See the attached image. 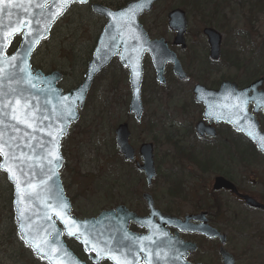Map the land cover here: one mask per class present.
Here are the masks:
<instances>
[{
    "label": "rangeland",
    "instance_id": "rangeland-1",
    "mask_svg": "<svg viewBox=\"0 0 264 264\" xmlns=\"http://www.w3.org/2000/svg\"><path fill=\"white\" fill-rule=\"evenodd\" d=\"M90 1L116 9L129 0ZM174 7L183 9L188 21L187 49L184 52L171 47L185 65L187 78L179 81L166 66L167 86L162 89L154 81L153 68L145 54L141 84L143 113L139 122L127 112L130 90L126 68L112 60L94 78L78 111V120L69 126L60 142L63 164L59 176L71 203V213L80 219L95 217L101 210L122 204L144 214L142 192L152 196L157 208L179 214L207 200L206 206H210V200H214L221 208L214 210L213 226L226 235L224 247L238 264H263L264 211L249 210L227 193L211 194L210 183L216 175L211 172H225L264 200V157L229 132L221 133L210 145L200 143L190 129L199 117V106L193 103L190 91L195 83L215 86L220 78H234L237 83L244 80L243 68L248 67L249 60H253L252 67L260 68L264 54L253 51L264 40V5H257L256 0H158L149 13L139 17L150 39L163 37L168 43L171 41L173 33L166 25V14ZM105 21L93 14L88 5H72L34 52L32 66L44 73L61 71L59 86L64 91L74 88L82 79ZM205 26L221 33L222 52L226 54L225 60L210 67L203 61L206 40L201 30ZM17 42L18 39L13 46ZM235 52L239 54L237 62ZM227 54L233 55L230 62ZM258 69L255 75H259ZM123 122L128 124L129 141L135 150L142 142L153 145L156 177L150 187L133 163L122 162L117 154L114 128ZM225 137L233 141L229 147L219 142ZM180 148L193 154L196 163L183 157ZM205 156L206 167L216 166L219 161L221 167L202 171L199 166ZM135 158L140 160L137 152ZM256 178L259 182L254 183ZM11 199V185L0 171V264H46L35 258L17 237Z\"/></svg>",
    "mask_w": 264,
    "mask_h": 264
},
{
    "label": "water",
    "instance_id": "water-1",
    "mask_svg": "<svg viewBox=\"0 0 264 264\" xmlns=\"http://www.w3.org/2000/svg\"><path fill=\"white\" fill-rule=\"evenodd\" d=\"M156 1L130 0L124 6L116 9H111L96 2L90 3L91 12L104 17L106 22L98 34L81 81L74 88L67 91H63L58 86L62 79V73L59 70L44 73L31 66L30 58L40 42L49 36L52 26L64 15L71 4L85 5L89 3V0H85L83 3L79 2V0H73L71 4L65 7L62 15L55 20H51L50 23L48 22L51 19L50 14L55 11L53 7L54 0H31V5H29V0H14V3L19 4L20 7L0 5L4 9L0 12V46L3 47L5 60L12 55L18 56L15 62L18 67L13 70L5 63L3 65L5 75L0 77V143L5 145L4 151L7 153L14 154L17 157H20L21 153L35 157V159H26L24 161V172L28 173V175L19 177L22 181L19 199L14 180L9 178L5 168H0V171L5 173L6 179L12 187V211L18 238L33 251L38 259L45 261L47 264H56L59 260H63L64 264H86L68 248L63 240V235L75 240L82 247L84 253L92 252L94 257L89 255V258L93 262L98 263L103 258L98 259L96 252L90 250L91 246L84 243V240L88 238V233L93 234V239L96 238V234H101L99 236L100 240L111 238V246L113 249L119 248L121 253H128V249L124 245H129L132 247V252L128 253L130 260L133 257H139L140 254L152 260L146 247L148 239L138 241L135 244V246L146 247L145 252L141 253L139 251L140 248L136 249L131 241L125 240L124 234L127 233L132 240H137V238L141 237L160 236L157 232L150 233L151 222L155 216L158 217L157 225L154 227L155 231L160 230L165 235L164 227L166 225H174L180 230L198 231L207 237H219L220 244L225 242V234L210 227L206 222L200 223L195 228H188L185 221L182 222L176 217L160 213L153 208L152 198L148 193H143L142 198L150 210L149 215L138 216L134 212L129 211L124 205H117L112 209L101 210L95 217L77 218L70 213V200L65 196L60 181L58 171L63 163L60 152V140L67 133L69 125L78 120V110L84 105L86 94L93 79L114 57L117 58L121 66L127 69L131 92L127 111L133 114L136 121L140 120L143 111L140 89L143 72L142 59L145 53L149 56L154 69L155 80L158 83L165 84V64L172 65L171 71L179 80L186 78V73L181 67L176 53L168 47L166 40L162 37L149 39L148 34L139 22V16L144 12H149ZM36 3H44L48 6L41 9L36 7ZM137 6H139V11L136 12L130 26L122 27L126 23L125 19L108 15L110 12L125 13L128 9ZM25 9H27V13H25ZM20 20L32 21V28L35 29L34 35L29 37L16 34L11 37L10 42L5 43L4 34L12 31L14 27H19ZM37 20H39V23L36 22ZM45 26H47V31L43 30ZM167 26L171 31L175 32L172 43L180 45L181 49H185L184 32L187 27L185 12L180 8L171 9L167 13ZM202 31L209 45L210 59L217 60L221 42L220 33L211 27H204ZM16 37H19V41L16 47L8 53ZM33 39L38 42L33 44L31 51L25 54L29 43ZM23 61H26L29 66L31 75L36 77L32 82L35 87L21 80L24 74L19 72V68L24 67ZM134 71L138 75H134ZM263 82L264 75L242 88H238L234 82L229 80L222 81L216 89L206 88L201 84L194 85L192 88L194 101L201 103L203 107V120L195 124L197 136L214 137L216 135L214 127L204 124L205 119L215 123L223 122L231 125L234 130L243 133L246 138L255 144L260 152L264 153V131L260 132L258 130L257 122L253 115L248 113V105L250 103H253L252 112H258L260 108L264 112V90H258V88L262 87ZM18 99L21 101L20 114L24 110V101H28L30 105L28 111L35 118L34 128L19 124L11 118L12 106L15 105ZM4 104H9V107H3ZM241 109L244 110L242 111ZM70 110L72 114L69 116ZM44 117H49V119H44ZM13 125L19 129L18 132L13 131ZM60 128H63V131L57 135V130ZM48 133H51V135H48ZM129 135L130 132L125 122L119 123L114 129V139L118 152L124 160L132 161L135 150L129 143ZM41 143L46 146L41 148ZM56 145H59L58 153L60 159L49 164L48 159L50 157L48 152L49 150L56 151ZM138 154L141 157V163L136 161V168L143 172L146 184L149 186L156 175L153 161V145L148 142L140 144ZM0 164L10 167L14 164V161L6 160L4 156L0 155ZM27 185H36V190L39 194H33L25 198L24 192L32 191ZM212 188L214 190H231L243 199L246 206L264 209L263 204L248 194L239 193L234 184L223 176L214 177ZM58 197H62V200ZM61 203L67 204V208L63 210L66 212L65 219L71 217L77 221L80 232H84L85 235H68V227L75 229L77 225L66 226L63 220L56 216L53 209L61 210L59 207ZM47 216H51V220H48ZM196 218L203 219L201 215L196 216ZM130 221L148 229L149 233L138 235L128 231L127 225ZM21 225H24L26 231L30 229V238H35L37 242H42L52 237L51 247L58 249L59 255H56L52 260L48 259L47 256L42 259L41 254L34 251L30 245L25 244L20 234ZM57 233L59 234L58 241L55 239ZM46 252L51 255V248H47ZM119 254L117 253V255ZM219 254L224 264H234L232 255L223 246L220 247Z\"/></svg>",
    "mask_w": 264,
    "mask_h": 264
},
{
    "label": "flooded vegetation",
    "instance_id": "flooded-vegetation-1",
    "mask_svg": "<svg viewBox=\"0 0 264 264\" xmlns=\"http://www.w3.org/2000/svg\"><path fill=\"white\" fill-rule=\"evenodd\" d=\"M201 33L206 40V52L203 53V61L205 62V66L210 67L215 62H218L219 60L220 61L223 59L225 60L226 54L224 55V52H222V37H221V42H220L219 58L217 60H212L209 57V45H208L206 36L203 34L202 30H201ZM185 35H186V32L184 34V40H185ZM173 36H174V33H173ZM168 46L170 47V49H172L171 47L180 48L179 46L172 44V39L168 43ZM186 49H187V45H186V40H185V49H183V50L180 49V50L185 52ZM227 55H228L227 61L230 62L231 61L230 57H233V55H231V54H227ZM179 60H180V58H179ZM180 63H181L183 70L185 71V68H186L185 65L183 64V62L181 60H180ZM166 66H169L170 70H171V68H172L171 64H167ZM245 69L246 68L244 66V68H243L244 74H245ZM153 72H154V70H153ZM186 75H188L187 72H186ZM154 79H155V74H154ZM224 80H228V79L220 78V81L215 86H208V85H205L203 83H199V84H202L207 88L216 89L219 86V84ZM250 83H251V80H248V81H244L241 85H239L237 83V85L240 88V87L248 86ZM195 84H197V83H195ZM158 86L161 87L162 89H165L167 84L164 86H162V85H158ZM192 88L190 91L191 92L190 95H191L192 100H193ZM261 88L264 90V86ZM196 106H199V112H198L199 117L196 119L195 123L190 128L191 130H194V131H195L196 122L203 120L202 105L196 104ZM252 110H253V105L250 104L249 105V111L250 112H248V113L253 115L254 119L257 122L258 129L261 132L264 131V112H262L261 110L259 112H252ZM204 124L214 127L216 135L213 138H210L207 136L196 137L200 141V143H202V144H206V145L209 144L210 145L221 135V133L229 132L231 136H234V135L238 136L243 142L247 143L249 146L253 145V143L250 142L246 137H244V135L242 133L235 131L229 125H226V124L220 123V122L215 123L214 121L210 122V121H208V119L204 120ZM221 129H223V130L221 131ZM219 142L222 143L223 146L226 145L227 147H229L228 145L233 144V141L230 139V137L222 138ZM135 160H137V159L135 158ZM218 160H220L219 157H218ZM206 161H207V158H206ZM205 168H206L205 170H212L215 167L210 166V167H205ZM211 173H215L216 174L215 176L222 175L223 177L230 180L234 184V186L236 187V189L239 193L251 195L252 197H254V199H256L258 202H260L261 204L264 205L263 198H257L256 196H254V194L251 193L249 191V189H246L243 186L237 184L233 177L229 176L228 174L224 175L223 173H221V174H218L217 172H211ZM141 174H142V176H144L143 173H141ZM214 177L212 178L211 183H210V189L212 192L211 194H214L216 192L227 193L244 205L242 198L238 197L231 190H225V189L214 190L212 188ZM253 181H254V183L259 182V180L257 178L254 179ZM260 183H261V181H260ZM153 205L160 212H162L164 214L173 215V216L177 217L178 219L185 221L187 223V226L190 228H195L200 223H205V222L207 224H209L211 227L215 228L213 226L214 210L217 211L219 206H218V202L216 203L214 200H210V207L209 208L206 206L204 207L202 204L200 206L192 208V210L184 212L183 214H179L178 212H174V211L169 212V211L159 209L155 206L154 200H153ZM145 207H146V213L138 214V215L144 216V215L148 214V209H147L146 204H145ZM246 208L249 210H253V211H256V210L264 211V209H260V208H251V207H246ZM129 210H131V209H129ZM131 211H134V210H131ZM199 215H201L203 219L196 218V216H199ZM157 221H158V218L154 217L153 221L151 222L150 233H156L157 232L160 236L150 237V239L147 240V244H146V247L150 252V256L152 257V260L145 258L143 254H140L139 257H136V258L133 257V259H132L136 262V264H148L149 260L151 261V264H187V263L188 264H219V263L223 264L222 258L219 254L220 245H219L218 237H207V236L201 234L200 232L181 231L174 225H170V226L165 227L166 228V235H165L164 232H162L160 230L155 231L154 227H156ZM128 229L134 233H137V234H144V233L148 232V230H145L144 228H141V227H137L133 223L128 224ZM66 241H67V244L70 246V248L76 253V255L80 259L84 260L86 262V264H96L95 262H93L89 258L88 254H84L82 252L80 246L76 242L69 240V239H66ZM214 241H216V242H214ZM226 241H227V238H226ZM208 242H212V243L208 244ZM183 243H189L190 247H184ZM135 248L139 249L140 246H135ZM203 249H204V251H203ZM156 253H159L160 255L157 256ZM202 253L207 254V256L203 258ZM214 256H215V261L213 260ZM233 258H234V264H238L236 262V259L234 256H233ZM98 264H113V263L109 259L104 258L101 261H99Z\"/></svg>",
    "mask_w": 264,
    "mask_h": 264
},
{
    "label": "snow or ice",
    "instance_id": "snow-or-ice-1",
    "mask_svg": "<svg viewBox=\"0 0 264 264\" xmlns=\"http://www.w3.org/2000/svg\"><path fill=\"white\" fill-rule=\"evenodd\" d=\"M72 2H73V0H54L53 7L55 8V11H53L50 14L51 19L48 22L50 23L51 20H55L58 16L62 15L63 11L65 10V7L69 4H71ZM79 2L83 3V2H85V0H79ZM0 5H7L9 7H20L19 4L14 3V0H0ZM29 5H31V0H29ZM47 6L48 5L44 4V3H36L37 8L44 9ZM3 10L4 9L2 7H0V12H2ZM137 11H139V6L130 8L125 13H111L110 12V13H108V15L113 16V17L119 16L121 19H125L126 23L124 25H122V27H124V26H130L132 24L133 17L135 16ZM25 13H27V9H25ZM36 22L39 23V20H37ZM43 30L47 31V26H45V28ZM34 32H35V29L32 28V21L31 20H27V21L20 20L19 21V27H14L12 29V31L4 34L3 39H4V42L7 43V42H10L11 37L16 35V34L27 35V36L31 37L34 35ZM37 42L38 41L33 39L29 43L28 49L26 50L25 54H27V52H30L32 45L37 43ZM17 59H18L17 55H12V56L7 57V59L5 60V54L3 52V47L0 46V77L5 75V68L3 67V65L5 63H7L8 67L13 69V70H15L18 67V65L15 63L17 61ZM23 63H24V67L19 68V72L24 74L21 77V80L28 83L32 87H35V85L32 82L34 79H36V77H33L31 75V72L29 71V66L27 65L26 61H23ZM134 75H138V73H135V71H134ZM20 105H21V101L19 99L16 100L15 105L12 106L13 110H12L11 118L19 124H25L29 128H34L35 118L32 115H30V113L28 111V109L30 107L28 101L25 100L23 103V109L24 110H23L22 114H20L21 113ZM3 107L7 108V107H9V104H4ZM241 110L243 111L244 109H241ZM71 114L72 113L70 110L68 115L70 116ZM44 119H49V117H44ZM13 131L18 132L19 129L16 128L15 125H13ZM62 131H63V128L58 129L57 135H59V133ZM48 135H51V133H48ZM40 146H41V148H43L46 145L44 143H41ZM58 147H59V145H56V151L49 150V152H48V156L50 157L48 159L49 164H52L54 161H58L60 159V156L58 153ZM4 149H5V145L3 143H0V155L4 156L6 158V160L10 159V160L14 161V164L10 167H5L3 164H0V168H5V170L9 174V178L13 179L14 182L16 183L18 199H19V196L21 193V184H22V181L20 180L19 177L23 176V175H28V173L24 172V167H23L24 161L26 159H35V157L27 156L25 153H21V156L17 157L14 154H10V153L5 152ZM27 187L31 188L32 191L31 192L25 191L24 192L25 198L30 197L33 194H35V195L39 194L36 190L37 189L36 185H27ZM58 198L62 200V197H58ZM59 207L61 210L53 209L56 213V216L61 218L66 226L77 225V227L75 229H73L72 227H68V235L69 236L85 235L84 232H80L77 221H75L71 217H67L65 219L66 212L63 210L67 208V204L61 203ZM21 215H23V213H21ZM46 218L48 220H51V216H47ZM85 231H87V230H85ZM20 234H21L22 238L24 239L25 244L30 245L34 251L41 254L42 259H44L47 256L48 259L52 260L56 255H59V250L54 248V247H51L52 237H49L48 239H45L42 242H37L35 238H30V229L28 231H26L24 225H21ZM92 235H93L92 233H88V238L84 240V243L86 245L91 246L90 250L96 252L98 259L106 257V258L112 260L114 262V264H136V262L134 260H130L128 258V253L132 252V247H130L129 245H127V244L124 245V247H126L128 249V253H121L119 248L113 249V247L111 246V244H112L111 238L100 240L99 236L101 234H96V238L93 239ZM58 236H59V234L57 233V235L55 237V239L57 241H58ZM124 238H125V240L131 241L133 246H135V244L138 241L150 239L149 237H141V238H137V240H132V238L130 236H128L127 233L124 234ZM47 248H51V255H49L46 252ZM145 250H146V247H140V249H139V251L141 253L145 252ZM117 253H120V254L117 255ZM156 255L159 256L160 254L156 253ZM56 264H64V261L59 260L56 262ZM148 264H151L150 260L148 261Z\"/></svg>",
    "mask_w": 264,
    "mask_h": 264
},
{
    "label": "trees",
    "instance_id": "trees-1",
    "mask_svg": "<svg viewBox=\"0 0 264 264\" xmlns=\"http://www.w3.org/2000/svg\"><path fill=\"white\" fill-rule=\"evenodd\" d=\"M123 1H126V0H123ZM263 1L264 0H256V4L257 5H264V3H263ZM250 43H252V42H250ZM257 50H255V51H253V53L254 54H264V40H261L259 43H257ZM225 55V54H224ZM239 54L237 53V52H235V61L237 62L238 61V58H239V56H238ZM259 60H261V58L259 57ZM252 63H253V60H249V64H248V67L245 65V74H244V72H243V78H244V80H238V82H239V84H242L244 81H248V80H250V79H252V78H254L256 75H255V73H256V71H257V69L258 68H255L256 66H253L252 67ZM249 67H251V68H249ZM262 72V74L264 73V62H263V64H260V68L258 69V74H260ZM228 79H231V80H233L234 78H228ZM251 147V146H250ZM252 149H254L255 150V148H254V146H252L251 147ZM213 149V148H212ZM221 149V148H220ZM219 149V150H220ZM179 152H180V154L183 156V157H185V158H189L192 162H194V163H196V161L197 160H194L195 158H193V154H189V153H185L184 152V150L182 149V148H180L179 149ZM190 155V156H189ZM207 156V155H206ZM205 156V159H204V162L202 163V164H200V166H199V168L202 170V171H204L206 168V166H205V162H206V157ZM120 158V157H119ZM219 158L221 159V157H220V155H219ZM121 159V158H120ZM220 162V161H219ZM212 167H221V162L218 164V165H216V166H212ZM214 171V170H213ZM224 175H226L227 173H223ZM229 176H230V174H228ZM208 201V200H207ZM207 201L203 204V206L205 207L206 205H207ZM206 207H210V206H206ZM221 208V205H219V209Z\"/></svg>",
    "mask_w": 264,
    "mask_h": 264
}]
</instances>
